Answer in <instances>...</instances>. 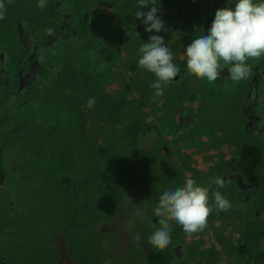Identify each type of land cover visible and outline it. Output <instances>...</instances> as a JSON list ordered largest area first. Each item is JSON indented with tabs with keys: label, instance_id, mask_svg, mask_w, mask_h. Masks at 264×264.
Masks as SVG:
<instances>
[{
	"label": "rangeland",
	"instance_id": "1",
	"mask_svg": "<svg viewBox=\"0 0 264 264\" xmlns=\"http://www.w3.org/2000/svg\"><path fill=\"white\" fill-rule=\"evenodd\" d=\"M224 2L158 0L168 31L149 33L141 20L134 25L122 15L135 14L137 0H47L58 11V25L44 42L80 47L78 36L86 41L102 30L105 45L84 68L77 59L65 62L68 72H84L83 80L68 76L34 89L28 85L38 77L34 64L14 71L10 47L2 46L11 41V20L23 15L18 7L27 13L28 0H5L0 264H189L187 258L200 256L203 264H264V56L248 60L250 78L233 81L226 66L212 83L189 74L184 56L193 39L207 34ZM17 22L20 41L30 47L29 26L24 17ZM151 35L164 37L181 69L159 97L149 87L155 75L138 66L139 48ZM89 98L96 100L91 109ZM244 142L263 152L255 187L234 159ZM217 176L225 186L212 189L226 195L229 210L213 211L207 227L191 236L173 223L165 249L147 243L155 230L148 221L159 227L153 209L164 191L189 177L208 186ZM250 237L247 252H240Z\"/></svg>",
	"mask_w": 264,
	"mask_h": 264
},
{
	"label": "clouds",
	"instance_id": "2",
	"mask_svg": "<svg viewBox=\"0 0 264 264\" xmlns=\"http://www.w3.org/2000/svg\"><path fill=\"white\" fill-rule=\"evenodd\" d=\"M13 0H7L11 4ZM231 4L232 0H228ZM151 5L148 11L141 8ZM47 0H37V7L43 9ZM138 10L135 18L145 25V31L160 33L168 31L165 21L158 16V0H137ZM5 0H0V20L6 18ZM49 36L53 29H46ZM138 66L155 75L156 80L149 85L157 97L162 96L165 86L176 78L181 69L174 62L172 50L161 35H151L149 42L139 48ZM187 72L197 78L206 79L208 83L216 81L225 67L233 81L240 82L250 78L252 65L249 59L259 60L264 56V0H236L234 7H222L215 13L207 34L193 39L184 51ZM95 98H89L87 107L93 108ZM212 185L223 188L225 181L219 176L212 178L208 186L198 184L194 178H186L183 186L166 190L153 209L158 218L159 227L148 221L155 230L147 238L153 248L165 249L171 243V225L175 223L191 236L207 227L209 216L216 212L227 211L231 202L226 195L213 190ZM134 215L143 219L144 213L137 210ZM129 221V227H133ZM141 241V236H133Z\"/></svg>",
	"mask_w": 264,
	"mask_h": 264
},
{
	"label": "trees",
	"instance_id": "3",
	"mask_svg": "<svg viewBox=\"0 0 264 264\" xmlns=\"http://www.w3.org/2000/svg\"><path fill=\"white\" fill-rule=\"evenodd\" d=\"M227 2H224L221 7H234L236 0H232L231 4ZM52 7L51 4L47 5L45 7L46 11L43 12L44 9L41 10L37 7V0H28L27 13H24L23 9L18 7V12L22 13L24 16L21 14L14 16L9 23L10 34L12 36L11 41L2 43V46L6 45L7 48L8 46L10 47V54L12 56V61L10 62L14 67V71H20L34 64L38 77L35 81L28 84L29 86H33L34 89L37 88V86H41V83L54 87L59 78L64 79L68 76L71 80H83L84 72L78 73L77 76L74 71L68 72V67L66 66L67 61L77 59V61L81 63V67L84 68L85 65L92 64L91 61L94 59L92 56L93 52L96 57L100 58V56H102V50L105 45L102 41V36L104 35V31L102 32V30L100 34L95 32L90 33L86 41L78 36L76 42H79L80 47L66 40L51 44L44 42L46 29L51 28L54 30L55 26L58 25L56 20L58 19V14L55 13L58 11L55 10V8L52 9ZM122 15H124L126 20L133 22L134 25L137 24L135 14L127 13ZM22 17H24V21H26L27 26H29L28 33L31 35L30 47H25L20 41L19 33L21 29L18 27L17 21ZM79 20L83 21V24L88 22L85 19ZM2 32H4V29ZM73 46H75V48ZM134 70L135 67H131V71ZM68 86H72L73 88V81ZM253 111L256 112L255 107H253ZM101 148L102 147L99 148V151L104 152ZM234 159L236 160L237 167L241 169L242 174L250 179V185L254 187L258 186L260 184V179L257 175V167L263 160L261 148L256 144L244 142L241 144L238 153H236V158ZM252 240L253 239L250 237L248 241L241 243V246H239L240 252L246 253L248 249L245 247H247L248 242ZM242 247L245 249H242Z\"/></svg>",
	"mask_w": 264,
	"mask_h": 264
},
{
	"label": "crops",
	"instance_id": "4",
	"mask_svg": "<svg viewBox=\"0 0 264 264\" xmlns=\"http://www.w3.org/2000/svg\"><path fill=\"white\" fill-rule=\"evenodd\" d=\"M224 166H223V168H222V173L223 174H226V171L224 170V167H227V165H226V163H229L230 164V162H231V160L233 159V157H232V154H229V155H226L225 157H224ZM229 171H230V168H229ZM240 171H241V169H240ZM244 229L246 228V225H244V227H243ZM260 243L259 244H257L259 247H257V248H259V249H261V247H262V240L261 241H259ZM183 256H181V258H182ZM172 260H168L167 261V264H172ZM187 262L189 263V264H197V263H202L203 264V258L200 256V257H197V258H187Z\"/></svg>",
	"mask_w": 264,
	"mask_h": 264
},
{
	"label": "bare ground",
	"instance_id": "5",
	"mask_svg": "<svg viewBox=\"0 0 264 264\" xmlns=\"http://www.w3.org/2000/svg\"><path fill=\"white\" fill-rule=\"evenodd\" d=\"M88 35V34H87ZM87 64V63H86ZM96 91V90H95ZM251 126V125H250ZM247 209V208H246Z\"/></svg>",
	"mask_w": 264,
	"mask_h": 264
}]
</instances>
